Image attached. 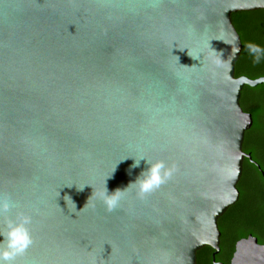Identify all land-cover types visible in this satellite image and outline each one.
I'll use <instances>...</instances> for the list:
<instances>
[{"label": "water", "instance_id": "1", "mask_svg": "<svg viewBox=\"0 0 264 264\" xmlns=\"http://www.w3.org/2000/svg\"><path fill=\"white\" fill-rule=\"evenodd\" d=\"M254 10L264 0H0V198L15 205L0 230L32 216L16 264H196L206 246L222 264L217 220L253 162L240 94L264 84L234 77L230 16ZM140 156L177 171L108 212L92 192L134 182ZM229 264H264V243L238 240Z\"/></svg>", "mask_w": 264, "mask_h": 264}, {"label": "trees", "instance_id": "2", "mask_svg": "<svg viewBox=\"0 0 264 264\" xmlns=\"http://www.w3.org/2000/svg\"><path fill=\"white\" fill-rule=\"evenodd\" d=\"M231 23L239 35L242 50L234 65V77L256 79L264 76V59L253 63L246 45L254 43L264 48V10L242 11L231 14ZM239 104L249 113L252 125L244 134L242 151L250 154L244 159L240 179L236 185L239 196L217 220L219 252L215 263L229 264L235 243L251 235L264 243V84L255 88L244 86ZM213 250L203 247L196 253V264H214Z\"/></svg>", "mask_w": 264, "mask_h": 264}, {"label": "clouds", "instance_id": "3", "mask_svg": "<svg viewBox=\"0 0 264 264\" xmlns=\"http://www.w3.org/2000/svg\"><path fill=\"white\" fill-rule=\"evenodd\" d=\"M245 47L253 58L254 64H259L264 59V48H261V46L248 43ZM234 51H238V49ZM210 60L216 67H220L224 63L221 57H213ZM142 161L145 167L141 170L135 181L129 183L127 187L123 189L117 188L115 191L109 193L106 180L110 178V175L105 178L103 188L94 193L92 192L91 196L94 195L96 199L103 203L105 209L111 212L120 206L121 201L130 188L134 187L137 197L144 199L146 196L159 190L162 185L168 183L177 171L174 164L169 165L163 160L151 161L144 156L133 158L131 168H139ZM14 207L15 205L9 199L0 198V216L9 213ZM31 224L32 216L23 212L16 213L14 219L8 218L5 220L4 229L0 230V264H16V258L23 255L33 244L30 231Z\"/></svg>", "mask_w": 264, "mask_h": 264}]
</instances>
